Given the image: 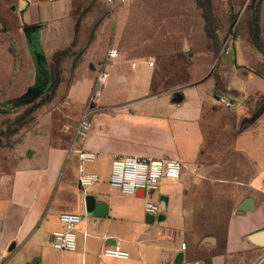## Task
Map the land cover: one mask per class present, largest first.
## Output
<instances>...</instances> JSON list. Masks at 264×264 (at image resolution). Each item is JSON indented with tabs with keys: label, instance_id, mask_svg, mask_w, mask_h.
Here are the masks:
<instances>
[{
	"label": "crops",
	"instance_id": "1",
	"mask_svg": "<svg viewBox=\"0 0 264 264\" xmlns=\"http://www.w3.org/2000/svg\"><path fill=\"white\" fill-rule=\"evenodd\" d=\"M78 1L25 0L21 8L16 0L19 33L39 49L46 33L61 42ZM95 43L85 52L87 63L76 69L65 116L54 124L47 115L29 130L16 170L0 174V264L17 257L13 264H264V111L243 127L251 102L264 98V77L225 59L218 76L171 88L156 76L151 58L124 59L117 48L103 49V42L96 50ZM111 49L118 58L108 59ZM104 69L108 79L97 99L94 90L91 108ZM175 92L184 97L181 103L173 102ZM219 97L237 109L225 108ZM84 118L91 128L81 134ZM83 153L98 157L82 166ZM116 156L184 164L175 181L182 191H158L168 198L166 212L145 218L143 192L124 196L110 186ZM80 168L99 178L86 192ZM89 197L106 206L104 217L88 215ZM64 213L82 218L74 251H59L51 242L65 228ZM109 247L129 258L104 257Z\"/></svg>",
	"mask_w": 264,
	"mask_h": 264
},
{
	"label": "rangeland",
	"instance_id": "2",
	"mask_svg": "<svg viewBox=\"0 0 264 264\" xmlns=\"http://www.w3.org/2000/svg\"><path fill=\"white\" fill-rule=\"evenodd\" d=\"M18 4L23 8L25 0ZM76 5L64 39L53 41L46 33L38 44L50 80L45 84L49 89L35 98L30 97L31 88L44 84L37 78L29 42L19 33L16 0H0V174L16 170L29 130L47 115L54 124L65 116L76 69L87 63L85 52L94 41L96 50L106 42L103 49L115 47L124 59L151 58L156 76L171 88L218 76L225 59L244 62L264 77V0H132L118 5L80 0ZM95 89L88 102L91 108ZM103 92H109L106 86ZM263 106L264 98L251 102L243 127L255 122ZM160 191L178 194L181 183L164 179ZM161 193L143 201L159 203ZM14 261L19 263L20 257Z\"/></svg>",
	"mask_w": 264,
	"mask_h": 264
},
{
	"label": "built area",
	"instance_id": "3",
	"mask_svg": "<svg viewBox=\"0 0 264 264\" xmlns=\"http://www.w3.org/2000/svg\"><path fill=\"white\" fill-rule=\"evenodd\" d=\"M110 5L127 4L132 0H106ZM229 49L226 51L229 54ZM118 50L111 49L108 52V59L118 58ZM150 67L154 62H149ZM135 66V64H134ZM108 71L102 70L97 79L96 99L100 96L102 88L108 79ZM219 102L225 108L230 110L237 109L236 102L229 101L224 97H219ZM91 123L87 118L82 120L79 132L81 134L90 130ZM98 157L96 153L81 154V165L86 162L95 160ZM184 170V164L177 159H148L133 156H116L112 162V174L109 181L110 186L116 189L124 196H137L143 192L144 197L148 200L153 199L160 189V184L164 179L177 181L181 178ZM79 184L83 192L99 180L97 176L87 174L83 168L79 169ZM146 213L149 216H156L161 213L160 203L147 202ZM61 222L65 228L61 231L54 232L51 236V242L59 251H74L77 247V227L82 222L81 216L64 213L60 216ZM186 249V245H182ZM103 256L110 259L125 260L129 254L118 247L105 248Z\"/></svg>",
	"mask_w": 264,
	"mask_h": 264
},
{
	"label": "water",
	"instance_id": "4",
	"mask_svg": "<svg viewBox=\"0 0 264 264\" xmlns=\"http://www.w3.org/2000/svg\"><path fill=\"white\" fill-rule=\"evenodd\" d=\"M29 48H30L31 55L33 56L34 60L36 61L37 70H38L37 78L40 79L42 84H44V87L41 89L40 88H31L30 97H32L33 94H35V98H37L42 93H44V91L49 89V87L45 86V84L50 80V75L48 73L47 63L45 62L44 59H42V54H41L40 49L34 44V42H30ZM183 99H184V97L182 96V94L180 92L174 93V99H173L174 103H181L183 101ZM22 100H24V99H21L19 101H22ZM249 204H252V200H249L246 203V205H244V207L241 208V210L242 211L247 210ZM160 206H161V212H163V213L166 212L167 206H168V198L167 197L162 196L160 198ZM95 209H97L96 213L94 212ZM106 211H107L106 206L101 205V204L96 205L93 198L89 197L87 199V212H88L89 216L95 215L96 217L102 218L106 215ZM164 219L165 218L162 215L159 218V221L162 222ZM35 264H38V262H36Z\"/></svg>",
	"mask_w": 264,
	"mask_h": 264
},
{
	"label": "trees",
	"instance_id": "5",
	"mask_svg": "<svg viewBox=\"0 0 264 264\" xmlns=\"http://www.w3.org/2000/svg\"><path fill=\"white\" fill-rule=\"evenodd\" d=\"M263 111H264V106L261 108L260 112L256 114L255 119H257Z\"/></svg>",
	"mask_w": 264,
	"mask_h": 264
}]
</instances>
